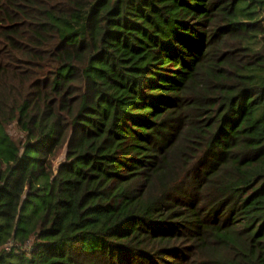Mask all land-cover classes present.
<instances>
[{"label": "trees", "instance_id": "trees-1", "mask_svg": "<svg viewBox=\"0 0 264 264\" xmlns=\"http://www.w3.org/2000/svg\"><path fill=\"white\" fill-rule=\"evenodd\" d=\"M0 264H264V0H0Z\"/></svg>", "mask_w": 264, "mask_h": 264}, {"label": "rangeland", "instance_id": "rangeland-1", "mask_svg": "<svg viewBox=\"0 0 264 264\" xmlns=\"http://www.w3.org/2000/svg\"><path fill=\"white\" fill-rule=\"evenodd\" d=\"M12 132H13L14 134H16V131H15V130H12Z\"/></svg>", "mask_w": 264, "mask_h": 264}]
</instances>
